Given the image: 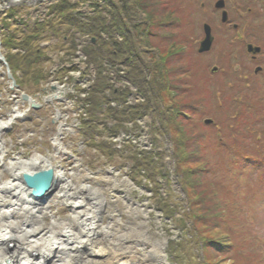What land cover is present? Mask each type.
Listing matches in <instances>:
<instances>
[{"label": "rangeland", "instance_id": "obj_1", "mask_svg": "<svg viewBox=\"0 0 264 264\" xmlns=\"http://www.w3.org/2000/svg\"><path fill=\"white\" fill-rule=\"evenodd\" d=\"M58 1L0 0L1 51L7 58L13 56L16 62L27 57L32 65L31 74L26 77L23 67L15 62L17 68L14 67V71L20 89L12 92L7 79L2 78L4 69L0 64V119H5L13 108L21 111L12 117L10 126L0 137L5 147L4 161L15 155L28 158L37 153L59 161L68 174L75 172V166H83V171L78 170L81 174L77 182L101 188L107 198L108 204L101 209V222L112 221L114 228L126 231L142 221V227L152 241L164 243L167 264H264L262 175L245 174L240 177L241 187L235 189L245 199L242 207L245 216L232 217L229 224L235 223L236 232L241 228L247 239L245 236L242 240L233 237L229 224H225L224 229L218 223L205 235L208 241H218L221 247L213 244L206 246L197 239L202 235L195 236L191 232L196 228L192 219L185 217L189 208L188 192L191 191L184 187L178 172L174 137L164 127L167 114L171 111L185 113V117L180 116L181 123L186 125L182 141L190 140L181 144L185 149L184 156L191 159L186 164L187 170H190L188 178L202 186L203 193L207 185L209 188L215 187L214 183L220 186L217 175L209 172V169H217V159L224 156L227 159L230 152L256 155L261 151L264 136L262 141L258 140L260 133L257 126L249 127L255 120L251 116L256 113V108L261 107V97H264V70L255 74L257 64L251 62L246 45L255 41L264 51V2L254 6L255 0H247L246 3L241 0L244 6L253 7V12L240 17L237 13L240 0H229L230 22L237 29L232 27L231 31L221 25L220 15L215 14V0H146L147 3H155L156 14L162 12L167 16L164 20L156 18L157 24L151 28L147 27L150 20L145 13L138 14L139 25H143V31L150 36V47L141 50L137 45L138 35L134 32L136 28H128L124 21L122 25L126 30L123 27L115 30L119 24L112 14L119 9L117 6L110 7L113 3L109 5L105 0H90L76 4L77 0H69L73 2L71 13L77 19L89 23L90 19L102 15L109 22L99 23L102 28L97 27L98 21L93 22L95 31L99 32L101 41L106 45V49L104 46V49L94 50L90 43L94 37L92 33L78 26L63 25L53 18L51 4ZM52 19L55 22L50 24ZM35 23H42L43 30L33 45L43 51L40 58L33 61L26 51L17 48L14 38L36 29ZM204 23H210L219 37L211 55L197 52L204 36ZM104 25L111 27L109 29ZM159 45L161 48L155 49ZM116 51L121 55L123 53L124 58L116 57ZM263 55L264 52L261 57L264 65ZM214 66L219 67L218 73L211 74ZM122 71L127 73V77L120 76ZM101 75L108 83L102 94L101 90H95L97 78ZM138 78L140 85L147 83L155 94L147 91L145 95L140 85L132 80ZM165 78L167 87L171 92L176 91L177 96L174 92L162 103L157 97L158 85ZM53 83L63 87L64 95L69 92L65 100L55 101L57 98L51 96ZM18 90L30 96L31 100L27 101L29 111L22 110L26 107L23 101L12 97ZM93 94H100L101 100L103 97L104 101L100 100V104L105 102L103 110H93ZM151 98L153 105L150 106ZM174 98L179 101H174ZM34 103L37 105L34 106ZM192 104L195 107L193 113L186 109V105ZM263 110L264 106L260 111ZM208 118L215 121L211 126L204 123ZM238 118L239 123L245 121L249 129L238 128L241 125L234 124ZM243 137L250 140L241 141ZM238 143L248 147H239ZM140 152L151 154L153 161L163 165L165 177L158 175L150 180V174L138 171L134 155L144 156ZM258 157L264 158V154ZM87 171L90 176L86 175ZM0 174L6 179L3 165H0ZM108 175L128 183L111 192L106 178ZM54 188L51 187L40 198L28 194L29 203L39 206L38 211L25 216L18 212L10 219L20 224L24 222L19 226L27 228L31 223H37L38 218L47 223L51 221V215L69 218V206L54 201ZM224 193L222 191L221 195ZM165 202L173 214L167 215L163 210L161 205ZM47 206L48 210L45 209ZM183 217L186 218L185 224ZM22 230L15 229L16 233ZM146 248L137 245L130 248L126 264H141V255L149 249ZM68 264L76 262L69 261Z\"/></svg>", "mask_w": 264, "mask_h": 264}, {"label": "bare ground", "instance_id": "obj_2", "mask_svg": "<svg viewBox=\"0 0 264 264\" xmlns=\"http://www.w3.org/2000/svg\"><path fill=\"white\" fill-rule=\"evenodd\" d=\"M53 88L52 96H61L60 86L53 84ZM11 118L9 115L0 120V132ZM2 144L0 139V165L4 166L7 177L5 179L0 174V264H68L69 261L76 264H126L131 253L129 249L134 245L146 248V244L149 249L141 255V264H167L164 243L152 241L142 227V221L126 231L114 228L112 221L101 222V209L108 204L107 198L101 188L77 182L83 166H75V172L68 174L59 161L38 154L28 158L15 155L3 161L5 150ZM39 168L52 171L54 201L69 206V218L51 215L49 223L38 218L37 223L22 228L19 225L24 222H14L10 217L18 212L24 216L34 213L39 206L29 203V188L21 182L20 176ZM86 175L90 176V173L87 171ZM106 178L111 192L128 183L114 175ZM45 209L48 210V206ZM15 229L23 230L16 233Z\"/></svg>", "mask_w": 264, "mask_h": 264}, {"label": "trees", "instance_id": "obj_3", "mask_svg": "<svg viewBox=\"0 0 264 264\" xmlns=\"http://www.w3.org/2000/svg\"><path fill=\"white\" fill-rule=\"evenodd\" d=\"M105 1H108L109 5L110 3H113L112 5H110V7L117 6L118 7L117 9H119L118 12H116L115 10L114 13L112 14V16H114L113 18L116 19L119 24L118 28L116 27L115 30H119V28L121 29L122 27L124 28V30H126V27L122 25V22L125 21L126 26H128V28L131 29L132 26L136 28L134 32L135 34L138 35L137 37L139 39L138 41L139 44L137 43V45H139V48L143 50V49H146V47H150V42L148 41V38L150 36L148 33L143 31V25H139L140 21H137L136 19L139 17L138 14L145 13L148 20H150V22H148L147 27H151V28L152 26H154V24H157L155 22L156 18L157 19L159 18L160 20H164L167 14L165 13L162 14V12L160 15L156 14L155 8H154V6L156 7L155 3H151L149 1L147 3L146 0H105ZM51 8L54 11V14L60 19V22L67 24V25H73L76 27L78 26L81 30L92 33L93 36L96 38V41L91 46L92 48L94 46V50L95 48L98 50L104 49V46L106 49V45L103 44V42L100 39L99 32L95 31L97 29L93 25L94 21L96 22L98 21L97 27L102 28L101 25H99V23L105 22L107 24V21H105V17L100 15L96 19L94 18L92 20L90 19L89 23L84 22L80 19H77V17H74L71 13L73 10L72 9L73 3L69 2V0H59L58 2H54L53 4H51ZM161 15L163 16L161 17ZM123 16H124V19L122 18L121 20V17ZM106 27L110 29L111 25H108ZM38 34H39V30L36 28L33 31V33L30 35H26L25 37L17 36L16 38H14L15 39L14 41L17 42L16 43L17 48L24 49L27 52L26 55H28L33 61L37 60L38 57L40 58V54L42 52L40 48H35L33 45L34 41L38 38ZM12 39H13V36H12ZM159 46H160L159 48L155 47V49H160L161 45ZM116 52H117L115 54L116 57L124 58L123 53L121 55V53H118L119 51H116ZM8 61L11 63L13 67H16L15 66L16 61H15V58H13V56L9 57ZM17 62L20 63V65L23 67V70H24L23 74L26 77L30 76L31 74L30 68L32 67V65L27 59V57L21 60L18 59ZM130 74L133 75L134 72H130ZM97 80H98V83L95 85L96 86L95 90H101V94H102L105 87L106 88L108 87V83L105 81L102 75L99 78H97ZM132 80H134V82H136L139 85L141 83L139 78L132 79ZM158 86H159V96L157 95V97L161 99L162 103L164 100L167 101L166 97L168 95L171 96L172 94H174V92H175V96H177L176 91L171 92V89L167 87V78L162 80ZM140 90H142V92H145V95H147V91H150L151 94H155L154 89L152 87H149L147 83L144 85H140ZM93 95L95 97V99H91V104L92 106H94L93 110L95 112L103 110L104 108L103 104L105 102L104 103L102 102V104H100V100H101V96H99L100 94L99 95L93 94ZM261 98H262L261 107L256 108L254 110L256 113L252 115L251 117L252 119H255V120L254 122L252 121L249 128H253L254 126H257V132H259L262 136H264V124H263L264 123V116H263L264 110L260 111L261 108L264 106V97H261ZM101 101H104L103 97ZM174 101H179V99L174 98ZM151 104L153 105V98H151L150 106ZM101 105H103V107ZM186 106H187L186 109L188 111L192 113L195 111V107L193 104L186 105ZM127 108H130V107H127ZM136 112H139V111H136ZM180 116L185 117L186 115L185 113H180V112L176 113L175 111L173 113L171 111L169 114H167L166 120L164 121V127L167 130H169V132L174 137V145H175L174 155L178 163V172L183 179V182L185 184L184 187H186L187 191L188 190L191 191V192H188L189 198L187 200V205L189 208H188V212L186 213L185 217L192 219L193 226L196 228H194L195 231L192 230L191 232H193V235L195 236L202 235V238L204 239H202L201 237L200 238L197 237V239H200V241L204 245L210 246V244H213V245H216V247L218 246L221 247V245H218V241L216 242L215 240H212V239L211 241H208L209 238L206 237L205 234H207L210 230L214 229L216 227L215 225H217L218 223H220V225L218 224L219 226L223 227L225 224L226 225L229 224V219H231L232 217L238 216V218H241L243 217V215L245 216L244 208L242 209L245 199H242L239 195V192H235V189L238 187H241L240 177L244 176L245 174L247 175V174L255 173V172L259 174L264 173V159L257 156L260 154L259 152L256 155L254 154L253 156H250V155L246 156L245 154H242L240 151L231 152L230 155L228 156L230 160L228 158L226 159V156H224L225 158H221L219 160L217 159V161H215V164H217V169H213V170L209 169V172L211 171L213 174L217 175L216 179L217 178L220 179L219 180L221 182L220 186L218 185V183L217 184L214 183V186L216 188L215 187L209 188V186L207 185L205 186L206 191L205 193H203L201 189L202 186L201 187L198 186L197 183L190 181L188 178V173L190 172V170H187L186 164L190 163L191 161H188V159L189 160L191 159L185 157L186 156L184 154L185 149H183L184 146L182 147L181 142H187L190 139L189 140L186 139L187 141H182V137L185 136V134L183 133V130L186 125L181 123L180 119L182 118H180ZM234 124L237 126L241 125L240 127H238L240 129H242L243 127L245 129H249L247 128L245 121L243 122V124L239 123V118H238V122H235ZM234 124L232 123V126ZM246 136L247 135H245L244 137ZM244 137L241 139V141L245 139H246L245 141L250 140ZM261 144H263V142H261ZM237 145L239 147H244V148L248 147L247 144L240 145V143H238ZM143 155L144 156H140V157L138 155H134L137 161L136 169L138 171L144 170L145 175L150 174L149 176L150 180L151 179L154 180L158 175L165 177L163 176L164 175V172L162 169L163 165H159L157 164L156 161H153L151 154L150 155L143 154ZM152 163L153 164L155 163V164L152 165ZM263 186H264V183H261L260 188L264 189ZM222 191L225 192L223 195H221ZM197 194H202V195L197 196ZM161 206L163 210H166L165 212L167 213V215L173 214L172 210L170 209L169 205L166 202L165 204H162ZM231 209H235L236 211H231ZM185 217L182 218V221L184 222V224L186 221ZM208 219L210 221L209 223H207ZM205 220H206V224L204 223ZM232 224L234 225L235 223L232 222ZM233 225L229 224L228 226L233 234V237L237 236L238 239L242 240L245 236V238L247 239L246 233H244L241 228L236 232V229H234ZM209 226H211V228ZM237 226H238V221L236 222V227ZM228 248L231 249L230 247ZM224 249L227 250V248H224Z\"/></svg>", "mask_w": 264, "mask_h": 264}, {"label": "water", "instance_id": "obj_4", "mask_svg": "<svg viewBox=\"0 0 264 264\" xmlns=\"http://www.w3.org/2000/svg\"><path fill=\"white\" fill-rule=\"evenodd\" d=\"M205 30L207 37L205 41L202 43V45L204 49H208L213 38L211 36V29L208 25H205ZM203 48L201 47L200 51H202ZM10 77L13 78L11 74ZM25 97L28 99L27 96ZM206 122H210V121H206ZM23 180L26 183V185H28L31 188L32 193L34 195L43 196L52 187V171L50 169H46V170L37 171L34 174H24Z\"/></svg>", "mask_w": 264, "mask_h": 264}, {"label": "flooded vegetation", "instance_id": "obj_5", "mask_svg": "<svg viewBox=\"0 0 264 264\" xmlns=\"http://www.w3.org/2000/svg\"><path fill=\"white\" fill-rule=\"evenodd\" d=\"M244 3H246V1L247 0H242ZM235 2V1H234ZM262 2H264V0H255V3H254V6H256V5H258V3H262ZM225 3H226V9H227V11H228V14H229V19H228V22L227 23H223L225 26H227V29L228 30H231V28L232 27H235V29H236V26H234V24L232 23L231 24V19H230V17L232 16L231 14V11H229L230 10V8L227 6L228 4H229V0H225ZM249 3H251V1H249ZM239 4H240V8L238 9V12L237 13H239V15H240V17L241 16H245V14L247 13H252L253 11V7H250L249 5H248V7H246V6H244L243 5V3H241V0L239 1ZM243 9V10H242ZM221 12H222V10H216V15L218 14H221ZM232 18V17H231ZM234 29V28H233ZM237 30V29H236ZM232 31V30H231ZM251 43H253L254 45H258L257 43H255V41H253V42H251ZM262 47V46H261ZM263 48V47H262ZM213 51V50H212ZM264 51H261V53H263ZM256 54V55H253V54H251L250 55V60H251V62L252 63H255V64H257V67H262V69H260V70H257L258 72L256 73V75L257 74H259V73H261L262 72V70H264V65L261 63V57H262V54ZM264 56V55H263Z\"/></svg>", "mask_w": 264, "mask_h": 264}]
</instances>
